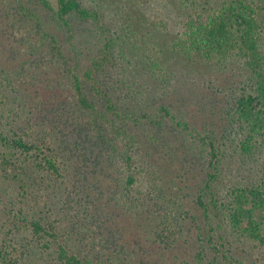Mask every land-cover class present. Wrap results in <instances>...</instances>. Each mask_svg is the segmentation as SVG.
I'll return each mask as SVG.
<instances>
[{
  "label": "trees",
  "instance_id": "16d2710c",
  "mask_svg": "<svg viewBox=\"0 0 264 264\" xmlns=\"http://www.w3.org/2000/svg\"><path fill=\"white\" fill-rule=\"evenodd\" d=\"M114 3L18 0L62 65L60 117L72 128L52 132L36 120L32 140L4 130L0 118V195L12 234L0 239V264H264V0H172V10L152 17L153 30L145 15L127 14L130 4ZM196 68L245 78L222 124L193 126L168 100L172 77ZM10 96L26 101L20 86ZM171 156L183 173L165 161ZM103 160L118 172L115 187L96 174ZM92 185L93 204L81 209ZM105 197L127 205L157 258L148 263L152 249L119 225L86 222L84 212L97 215ZM183 245L191 252L180 260Z\"/></svg>",
  "mask_w": 264,
  "mask_h": 264
},
{
  "label": "rangeland",
  "instance_id": "374dc122",
  "mask_svg": "<svg viewBox=\"0 0 264 264\" xmlns=\"http://www.w3.org/2000/svg\"><path fill=\"white\" fill-rule=\"evenodd\" d=\"M111 1L115 2L113 4L115 9L130 4L132 10H129L127 14L132 16L134 20L145 15L146 20L145 22L142 21L144 23L143 26L146 28L152 27V30L154 25L151 23V19L152 17L156 19L161 17L159 15L160 7L167 6L170 10L173 9V6L170 5L172 0ZM21 2L25 6H30V0H21ZM37 12L40 14L43 13L41 9H38ZM89 26L93 27L91 24ZM143 26L140 25V28H143ZM151 34L155 36V32H152L147 37L151 38ZM42 37V30L38 27L36 19L30 17L27 12L21 9L18 0H0V118L3 121L2 126L4 130L19 132L20 135L32 140L37 138L39 135L37 133L41 131L40 127L35 126L36 120H39L41 123L43 122V128L48 131L51 130L50 128L52 126L55 127L54 130H51L52 132L60 133L63 128H65L63 131L72 128L71 124L63 123V119H67V117H64L66 114H63V118L60 117L63 109L58 100L60 94L68 92V80L64 75L65 73L61 63L51 59V53L48 51L49 48L41 42L43 41ZM155 38H159L157 42L163 44L167 41V38L159 34H156ZM157 42L154 43L157 49L164 46L161 43L160 46ZM35 45L43 47L40 50H35L33 48ZM141 52L143 53L144 51ZM153 53L154 51H152ZM203 69L204 71L202 73L199 72L202 68L191 70L185 75L188 78L184 77L185 73L179 71L175 75V78L172 77L167 83L171 88H175L168 97L169 102L174 105L179 115L183 114L187 120L193 122V126H197L200 129L205 127V125L222 124L225 121L224 118L229 107L228 102L231 99L232 91L235 88H240L245 85L244 76L237 74L235 69H220L216 71H210L207 68ZM1 70H3V73H1ZM184 81H187V83L182 85ZM11 85L20 86L23 95L26 97V101L21 96L16 97V99L14 96H10ZM158 102L161 103V100ZM64 105L67 108L70 107L68 104ZM11 108L13 110L10 111L9 109ZM50 109H52V112H50ZM61 124H64V127L60 128ZM165 158V161L175 162L176 168L180 169V172L183 173L180 167L181 159L173 161V158H176L174 156ZM116 173H118L117 170L110 166L107 160H103L99 167L96 168V174H98L97 176H99L100 182L103 181L104 175L107 181L111 179L109 187L111 184L113 187L118 185ZM96 174L92 176L93 179L90 177L91 184L92 181L93 183L96 182ZM1 180L3 179H0V182ZM195 181L196 179L192 183ZM97 184L100 185L101 183L97 182ZM106 187L107 185L104 188ZM91 188V196L80 201L83 203L79 205L81 209L82 207L92 206L93 204L92 200L95 197L93 191H95L96 185H92ZM66 198L69 203L67 204L68 208L65 207L64 210L67 208L70 211V205L74 204V202H71L69 197ZM4 202L0 195V226L6 225L3 233H1L0 239L5 234L10 237L12 236L10 231H8L10 224L5 219V210L2 209ZM98 204L104 206L101 207L104 210L102 211L100 208L96 213L97 215L93 217H90V211L84 212L83 215L87 217V223H99V220H104L106 221L103 222L104 226L111 224L114 226L119 225L117 227L126 232L129 240H141L143 246L152 249L151 254L153 258L147 259L148 263L157 258L158 250L155 247L157 245H153L150 239H145L146 237L142 236L144 234V226L135 223L129 217V214L125 212L127 205L124 207L116 206L113 200H106V197L104 200L99 201ZM75 208L73 210H76ZM187 208L191 212L194 211L193 198L188 199ZM14 209L16 211V207ZM73 210L70 212H73ZM42 213L46 214L45 212ZM89 220H92V222H89ZM146 224H148V221ZM178 250H182L178 251L180 260L187 256L185 252H191V248L188 245H183ZM139 252L141 253V251Z\"/></svg>",
  "mask_w": 264,
  "mask_h": 264
}]
</instances>
